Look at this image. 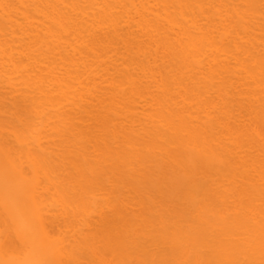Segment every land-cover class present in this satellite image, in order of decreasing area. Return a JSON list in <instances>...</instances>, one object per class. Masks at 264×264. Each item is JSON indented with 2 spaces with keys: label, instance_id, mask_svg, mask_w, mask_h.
<instances>
[{
  "label": "bare ground",
  "instance_id": "bare-ground-1",
  "mask_svg": "<svg viewBox=\"0 0 264 264\" xmlns=\"http://www.w3.org/2000/svg\"><path fill=\"white\" fill-rule=\"evenodd\" d=\"M0 264H264V0H0Z\"/></svg>",
  "mask_w": 264,
  "mask_h": 264
}]
</instances>
